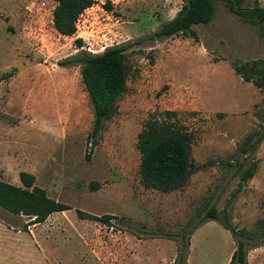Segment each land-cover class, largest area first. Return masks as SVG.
<instances>
[{"label": "rangeland", "instance_id": "1", "mask_svg": "<svg viewBox=\"0 0 264 264\" xmlns=\"http://www.w3.org/2000/svg\"><path fill=\"white\" fill-rule=\"evenodd\" d=\"M57 1L0 0V179L22 186L20 173H32L71 208L51 219L52 264H176L187 239L186 264H229L237 245L223 225L246 243L248 264H264V89L233 68L254 65L251 77L264 79V25L240 14L264 0H238L237 12L212 0L210 23L160 39L187 0H96L81 34L96 54L127 47L129 71L96 146L75 63L88 44L56 31ZM167 111L191 135L193 170L184 187L161 193L143 185L138 136ZM212 207L219 221H203ZM78 211L113 219L82 220ZM0 219L31 223L1 209Z\"/></svg>", "mask_w": 264, "mask_h": 264}, {"label": "trees", "instance_id": "2", "mask_svg": "<svg viewBox=\"0 0 264 264\" xmlns=\"http://www.w3.org/2000/svg\"><path fill=\"white\" fill-rule=\"evenodd\" d=\"M233 12L238 11V0H228ZM97 4L96 0H58L53 13L56 31L65 37L76 33V23L80 15ZM110 9V2L104 4ZM251 22L258 21L264 25V9L257 5L254 9L241 11ZM215 15L212 0H187L177 16L165 23L155 34V38H170L188 32L195 25L210 23ZM82 46L81 40L77 41ZM125 46L107 48L104 52L93 55L82 53L75 58V63L82 66L81 76L93 104L95 121L90 135L92 144L98 145L106 123L117 113V102L125 94L128 82V66L125 57ZM236 74L245 82H252L257 88L264 89V79L251 77L252 69L233 67ZM176 112L167 111L151 117L138 136V149L142 155L140 174L145 188L161 193H170L184 187L192 174V141L188 131L173 119ZM89 159L90 156L88 155ZM22 186L7 183L0 179V209L8 214L27 217L36 225L44 223L54 213L65 212L71 208L48 196L47 192L36 183L32 173L21 172ZM254 171L247 172L244 182L253 178ZM78 218L109 224L113 216H93L82 211L77 212ZM205 220L219 221L217 210L212 207ZM9 225L4 219H0ZM264 230V220L260 222ZM223 227L233 236L237 248L229 264H248L246 243L237 240L234 232L225 225ZM185 238V237H183ZM190 240L184 242L189 250ZM182 245L179 247V259L176 264H186L187 256L183 255ZM186 257V258H185ZM183 259V261L181 260Z\"/></svg>", "mask_w": 264, "mask_h": 264}, {"label": "crops", "instance_id": "3", "mask_svg": "<svg viewBox=\"0 0 264 264\" xmlns=\"http://www.w3.org/2000/svg\"><path fill=\"white\" fill-rule=\"evenodd\" d=\"M112 0L113 3H116ZM54 214L41 224L27 227H14L0 220V264H52L51 219ZM59 229V227H57ZM61 231V230H60ZM8 237L20 238L12 245Z\"/></svg>", "mask_w": 264, "mask_h": 264}, {"label": "built area", "instance_id": "4", "mask_svg": "<svg viewBox=\"0 0 264 264\" xmlns=\"http://www.w3.org/2000/svg\"><path fill=\"white\" fill-rule=\"evenodd\" d=\"M103 5H104V4H103ZM88 10H89V9H88ZM86 11H87V10H86ZM86 11H85L83 14H81L80 17H79V19L77 20V23H76V33H75L73 36L76 35V39H77V40H81L82 42H84V44L86 43V45L88 44L87 51H88L90 54L92 53L93 55H97L98 53L96 54V51H93V50H92V48H91V46H90V43L87 42L85 36H83V35L81 34L80 23H81V21H82V18L85 17V13H87Z\"/></svg>", "mask_w": 264, "mask_h": 264}]
</instances>
